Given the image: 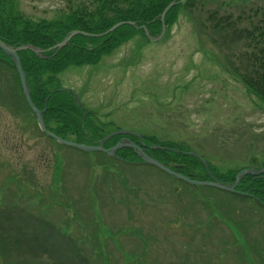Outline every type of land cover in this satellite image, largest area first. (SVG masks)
<instances>
[{
	"label": "rangeland",
	"instance_id": "1",
	"mask_svg": "<svg viewBox=\"0 0 264 264\" xmlns=\"http://www.w3.org/2000/svg\"><path fill=\"white\" fill-rule=\"evenodd\" d=\"M16 2L34 20L67 3ZM226 65L221 48L182 12L159 41L136 35L98 65L71 67L59 79L106 132L186 141L225 173L243 168L251 148L264 150V105ZM9 85L11 75L4 90ZM20 98L0 103V205L51 218L80 240L91 264H264V209L150 164L45 139ZM186 167L185 176L204 177L197 163ZM15 171H23V194ZM20 262L0 253V264Z\"/></svg>",
	"mask_w": 264,
	"mask_h": 264
},
{
	"label": "trees",
	"instance_id": "2",
	"mask_svg": "<svg viewBox=\"0 0 264 264\" xmlns=\"http://www.w3.org/2000/svg\"><path fill=\"white\" fill-rule=\"evenodd\" d=\"M178 1L66 0L65 7L58 9L53 18L34 20L21 10L16 0H0V38L16 48L32 45L45 50L43 55L47 58H40L31 51L19 52V57L33 103L41 111L47 108L44 118L50 133L86 145H98L111 134L106 132L107 125L97 120V115L82 110L76 94L61 86L59 75L71 67L98 65L136 35L148 38L146 31L151 38H157L162 32L164 10ZM182 12L197 26L201 35L221 48L227 63L225 69L233 79L264 105V0H186L168 12L166 32L179 21ZM121 22H134L137 26L124 25L97 38L74 36L68 46L60 51L54 49L72 31L101 35ZM10 75L13 86L9 85V91H6L3 84ZM14 94L22 100L21 94L27 111L37 119L23 94L17 68L0 49V103L11 105L10 97ZM41 134L60 144L48 133L41 131ZM122 138L124 136L112 137L105 147L115 146ZM131 139L142 143L150 157L174 172L190 175L184 172L189 169L186 165L197 163L204 171V177L193 176L199 181L216 180L232 185L243 169L256 165H259L257 169L264 167V150L261 149L253 152L251 148L247 152L243 168L222 173L209 162L208 168L204 166L192 155L194 150L186 141L164 142L154 136L144 137L143 141ZM116 159L128 164H146L132 149L120 150ZM14 175L23 194L24 187L20 184L23 171H15ZM233 195L264 209V175L243 177ZM7 202L4 200L0 205V253L4 260L15 256L21 260L19 264H91V256L74 234L61 230L49 217ZM63 208L67 212L69 206L64 204Z\"/></svg>",
	"mask_w": 264,
	"mask_h": 264
},
{
	"label": "water",
	"instance_id": "3",
	"mask_svg": "<svg viewBox=\"0 0 264 264\" xmlns=\"http://www.w3.org/2000/svg\"><path fill=\"white\" fill-rule=\"evenodd\" d=\"M186 0H180L178 2H172L163 12L162 14V23H163V28H162V32L159 35V37L157 38H151L152 41H158L160 40L165 31H166V25H165V18L168 14V12L178 6L181 5L182 3H184ZM124 25H130V26H134L136 27L137 24L134 22H121L116 24L115 26H113L108 32H106L105 34H101V35H93V34H89V33H85V32H80V31H72L71 33L68 34V36L60 43H58L54 49H57V51H60L61 49H63L64 47L68 46L69 41L74 37V36H78V35H83L85 37H103L105 35H108L110 33H112L113 31L117 30L119 27H122ZM147 36H150L149 32L146 31ZM0 49L2 50V52H4L7 56H9L12 60H13V64L16 66L20 79H21V84L23 87V92L24 95L26 97V100L28 102L29 107L32 109V111L34 112V114H36L37 116V120L39 123V126L41 128V130L45 133H48L49 135H51L52 137L55 138V140L63 145L66 146H70V147H75L77 149L86 151V152H95V151H101V152H105L110 156H116V153L119 150L122 149H133L136 152H138V154L140 155V157L148 164L156 166L158 168H160L161 170H163L164 172L168 173L169 175H172L178 179H182L184 181L190 182L194 185H203V186H209V187H214L226 192H231L234 193L241 181V179L247 175H252V176H259V175H264V167L261 169H253V168H246L244 170H242L241 172H239L236 176V181L233 185H225L220 181H196V180H192L190 177L188 176H184L182 174L176 173L174 171H172L170 168H168L167 166H165L164 164H162L160 161H158L157 159L151 158L150 156H148L145 152H144V148L141 147L140 145L132 142L129 138H126L124 141H120L118 142V144L110 149L105 148V143L112 137L116 136V135H125V136H133L132 133L130 132H125V131H118L115 132L113 134H110L109 136H107L105 139H103V141L101 142L100 145H86V144H79V143H75L72 141H68V140H64L50 132H48L47 127H46V123H45V119H44V113L47 111V108L44 111L39 110L33 103L32 99H31V91L30 88L28 86V82H27V75L23 69L22 66V62L21 59L19 57V52L22 51H31L33 53H35L37 56H39L40 58H47L45 57L43 54L45 53V50L40 49V48H36L32 45H25V46H20L18 48L14 47V46H10L7 43H5L1 38H0ZM77 101L79 102V104L81 105L80 100L78 99V97H76ZM193 155L200 159L203 164L205 166H207V162L205 160H203L199 155L193 153Z\"/></svg>",
	"mask_w": 264,
	"mask_h": 264
}]
</instances>
